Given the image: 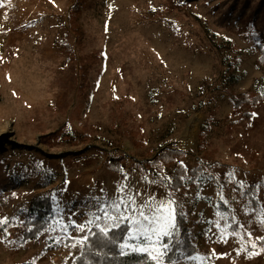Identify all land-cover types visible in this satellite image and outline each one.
Wrapping results in <instances>:
<instances>
[{"label":"rangeland","instance_id":"374dc122","mask_svg":"<svg viewBox=\"0 0 264 264\" xmlns=\"http://www.w3.org/2000/svg\"><path fill=\"white\" fill-rule=\"evenodd\" d=\"M261 47L264 0H1L0 264H73L92 227H128L112 205L129 198L174 202L169 248L183 217L189 248L166 264H264V102L234 109L224 93L264 85ZM64 125L68 138L45 142ZM169 146L205 166L176 191L173 164H144ZM34 198L51 210L30 239Z\"/></svg>","mask_w":264,"mask_h":264},{"label":"trees","instance_id":"16d2710c","mask_svg":"<svg viewBox=\"0 0 264 264\" xmlns=\"http://www.w3.org/2000/svg\"><path fill=\"white\" fill-rule=\"evenodd\" d=\"M1 6V0H0ZM81 4L79 1H73L72 6L68 10V25L73 28V32L77 35V29H75V18L80 13ZM257 37L260 38V33L254 30ZM63 48L66 51L72 53V49L68 46L63 45ZM261 54L257 59L256 63L261 67L262 73L264 74V48L261 47ZM91 60V58H87ZM239 63L236 57L232 58V62L227 64L228 75L230 79H233L235 71V65ZM84 73H87V67H80ZM230 83V80H229ZM224 93L226 96L232 101L233 108L239 109L242 106L246 108H253L260 103L264 102V85L257 90H249L243 93H235L231 89V85L224 87ZM245 117L250 118L249 113H245ZM213 118L211 114H209L199 133V143L197 148L201 150L204 146L205 137L209 133V128L212 125ZM68 127L64 125L57 131L48 134L44 137L45 142L54 143V142H62L63 138H68ZM83 138H87L86 136H82ZM76 139H73L72 143H76ZM50 143V144H52ZM186 154L181 152L174 146H169L166 148H162L159 152L154 156V158L145 162L144 164H149L158 172H161L162 166L173 164V170L171 172V176L168 180H166V186L171 191H176L185 185L195 183L201 175L203 165L196 164L190 170H187L184 165L180 162L182 158H184ZM125 160L124 157L113 158L108 163V169L117 172L119 164ZM143 164L139 163L138 166L142 167ZM32 210H36L35 219L29 222L30 231L26 235L27 238L33 239L40 232L43 231L45 227V221L49 220L48 216L50 215V202L44 198H34L32 200ZM177 224L179 225V236L173 235V239L170 242L172 243L167 255L165 256V261L167 263L177 261L186 256L185 251L189 248V244L187 243V235H186V223L183 217H177ZM127 225L123 224L115 229H111L108 231V235L105 236L103 232L100 231L99 228L92 227L88 234L87 239H84L81 242V251L79 255L74 259L73 264H155V262L145 253L139 252H126L125 255H121V248L119 247L120 242L125 237V233L127 232ZM183 238V242L181 243L180 239ZM66 242H74V241H66ZM264 246V239L258 242V245Z\"/></svg>","mask_w":264,"mask_h":264},{"label":"snow or ice","instance_id":"6c2138e0","mask_svg":"<svg viewBox=\"0 0 264 264\" xmlns=\"http://www.w3.org/2000/svg\"><path fill=\"white\" fill-rule=\"evenodd\" d=\"M137 195H140V193H137ZM173 203V201H168L167 204L159 203L153 207L150 201L137 205L134 198H129L126 207L124 201L113 204V209L120 213L115 219L127 222L129 229L119 244L121 255L126 254L124 250L147 252L149 257L155 261V264H166L164 257L169 251V242L165 238H170L176 228L174 220L176 213L170 208ZM101 211L104 212L105 216H108L107 211L104 209H101ZM99 218L97 217V219ZM108 218L113 219L111 216ZM112 226L118 227L119 224ZM80 230L84 231V226H80ZM100 231L105 236L108 235L107 228H101ZM84 239H87V237H84ZM131 241H135V243H130Z\"/></svg>","mask_w":264,"mask_h":264}]
</instances>
